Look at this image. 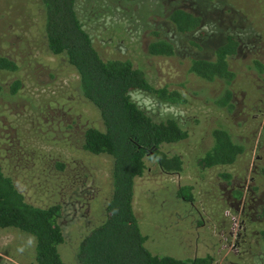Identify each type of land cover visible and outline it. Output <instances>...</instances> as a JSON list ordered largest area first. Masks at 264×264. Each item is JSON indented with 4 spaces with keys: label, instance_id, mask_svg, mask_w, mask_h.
<instances>
[{
    "label": "rangeland",
    "instance_id": "rangeland-1",
    "mask_svg": "<svg viewBox=\"0 0 264 264\" xmlns=\"http://www.w3.org/2000/svg\"><path fill=\"white\" fill-rule=\"evenodd\" d=\"M174 9L199 16L200 27L176 33L167 20ZM75 11L102 60H128L153 87L185 100L169 105L129 94L152 120L173 119L186 132L185 139L160 146L180 158V173H163L144 158V171L134 180L132 209L144 248L157 257L264 264V218L258 214L264 200V73L251 66L264 65V0H75ZM226 35L238 44L228 59L235 73L229 111L212 104L219 83L188 72L191 58L211 59ZM156 39L171 42L173 55H148ZM0 56L17 67L0 72V169L28 204L61 207L58 253L65 264H78L76 246L103 221L111 193V158L80 149L85 128L102 130L98 113L81 97L74 69L46 49L38 0H0ZM14 81L19 87L10 94ZM218 127L243 152L231 165L199 170L195 163ZM180 187L189 188L190 202L177 196ZM33 246L30 236L0 229V264H32Z\"/></svg>",
    "mask_w": 264,
    "mask_h": 264
},
{
    "label": "trees",
    "instance_id": "trees-1",
    "mask_svg": "<svg viewBox=\"0 0 264 264\" xmlns=\"http://www.w3.org/2000/svg\"><path fill=\"white\" fill-rule=\"evenodd\" d=\"M133 1V0H130ZM42 18L45 46L53 56H62L78 77V91L98 113L102 130L87 127L82 131L80 149L91 155L111 158V193L104 206V219L91 228L78 242L75 260L78 264H212L211 256L175 259L151 255L143 246L144 237L132 209L134 180L144 171V158L153 159L161 172H181L182 162L177 155H168L160 146L186 138L173 119L154 121L129 98L141 92L159 103L177 105L185 100L176 91L153 87L144 74L128 60H102L93 48L89 35L75 11V0H38ZM173 30L189 34L201 25L199 16L174 9L167 17ZM194 44V43H192ZM237 41L226 35L212 50L211 59L191 58L188 72L198 80L217 82L221 90L213 106L229 111L232 107L231 85L235 73L228 59L235 55ZM173 45L165 39L148 44L150 56L168 57ZM256 72L264 73V65L252 61ZM16 64L0 56V72H15ZM19 87L10 85V94ZM211 144L197 159L199 170L228 166L242 154V146L222 127L210 131ZM58 169L63 166L56 164ZM62 170V169H61ZM264 177V168L260 170ZM225 178V176H224ZM189 188L180 187L177 196L190 202ZM61 207L58 204L40 208L25 202L12 180L0 169V229H15L34 241L32 264H65L58 247L63 242L58 224ZM258 214L264 218V200ZM264 240V232L261 233ZM1 261V257H0Z\"/></svg>",
    "mask_w": 264,
    "mask_h": 264
},
{
    "label": "built area",
    "instance_id": "built-area-1",
    "mask_svg": "<svg viewBox=\"0 0 264 264\" xmlns=\"http://www.w3.org/2000/svg\"><path fill=\"white\" fill-rule=\"evenodd\" d=\"M230 219H231V221L233 222V225H234V219L232 217Z\"/></svg>",
    "mask_w": 264,
    "mask_h": 264
}]
</instances>
